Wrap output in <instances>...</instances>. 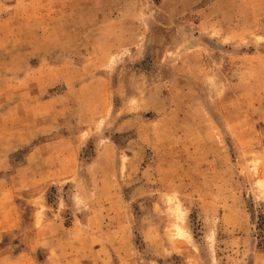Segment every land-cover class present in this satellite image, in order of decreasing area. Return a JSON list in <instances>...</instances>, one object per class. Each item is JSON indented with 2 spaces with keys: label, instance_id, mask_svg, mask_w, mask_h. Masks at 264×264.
I'll list each match as a JSON object with an SVG mask.
<instances>
[{
  "label": "rangeland",
  "instance_id": "obj_1",
  "mask_svg": "<svg viewBox=\"0 0 264 264\" xmlns=\"http://www.w3.org/2000/svg\"><path fill=\"white\" fill-rule=\"evenodd\" d=\"M0 264H264V0H0Z\"/></svg>",
  "mask_w": 264,
  "mask_h": 264
}]
</instances>
